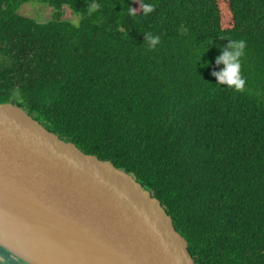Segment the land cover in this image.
Wrapping results in <instances>:
<instances>
[{"label":"trees","instance_id":"trees-1","mask_svg":"<svg viewBox=\"0 0 264 264\" xmlns=\"http://www.w3.org/2000/svg\"><path fill=\"white\" fill-rule=\"evenodd\" d=\"M29 1L0 0V102L131 172L196 264H264V0H42L78 24L20 14ZM230 40L242 91L213 75ZM0 264L27 263L0 246Z\"/></svg>","mask_w":264,"mask_h":264},{"label":"water","instance_id":"water-1","mask_svg":"<svg viewBox=\"0 0 264 264\" xmlns=\"http://www.w3.org/2000/svg\"><path fill=\"white\" fill-rule=\"evenodd\" d=\"M0 246L27 264H196L131 172L0 102Z\"/></svg>","mask_w":264,"mask_h":264},{"label":"clouds","instance_id":"clouds-1","mask_svg":"<svg viewBox=\"0 0 264 264\" xmlns=\"http://www.w3.org/2000/svg\"><path fill=\"white\" fill-rule=\"evenodd\" d=\"M139 7H141L139 2ZM154 10V5L145 3L142 6L144 15L151 13ZM127 14L129 16H136V8L129 5ZM144 43L149 50L153 49L158 41L159 36L153 35L148 32H144ZM245 41L243 40H230L226 46H224L221 54L216 58L217 64H223L224 67L218 72H213V75L217 77V84L228 85L233 87L237 91H242L245 79L241 75V57L245 51Z\"/></svg>","mask_w":264,"mask_h":264},{"label":"rangeland","instance_id":"rangeland-1","mask_svg":"<svg viewBox=\"0 0 264 264\" xmlns=\"http://www.w3.org/2000/svg\"><path fill=\"white\" fill-rule=\"evenodd\" d=\"M133 7L136 8V11H138L140 9L139 2L136 1ZM18 12L22 15L34 18L40 22H45L60 17L74 24H78L81 19L80 15L67 5L56 8L52 5H48L42 2V0H31L27 3H24L18 8ZM1 257L6 259L5 256ZM8 258L11 257L8 256L6 260H8Z\"/></svg>","mask_w":264,"mask_h":264}]
</instances>
